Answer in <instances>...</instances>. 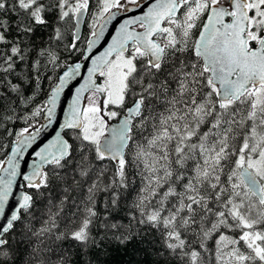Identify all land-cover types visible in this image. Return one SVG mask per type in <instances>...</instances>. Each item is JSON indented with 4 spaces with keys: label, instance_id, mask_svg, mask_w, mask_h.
Wrapping results in <instances>:
<instances>
[{
    "label": "snow or ice",
    "instance_id": "6c2138e0",
    "mask_svg": "<svg viewBox=\"0 0 264 264\" xmlns=\"http://www.w3.org/2000/svg\"><path fill=\"white\" fill-rule=\"evenodd\" d=\"M3 148L0 264H100L133 241L152 264H264V0H0Z\"/></svg>",
    "mask_w": 264,
    "mask_h": 264
},
{
    "label": "trees",
    "instance_id": "16d2710c",
    "mask_svg": "<svg viewBox=\"0 0 264 264\" xmlns=\"http://www.w3.org/2000/svg\"><path fill=\"white\" fill-rule=\"evenodd\" d=\"M92 22H93L92 16L87 15L85 26L83 29V33L81 35L82 40H84L88 37L89 31H90L89 25H91ZM70 27L71 26H69V28ZM81 47H83L82 44H81ZM61 48H63V44L61 45ZM61 59L67 60L68 63L76 62L78 59V53H73L71 56H69L67 53H64L63 56L61 57ZM48 74L53 75V77L55 76V73L52 72L51 70L49 71ZM42 87L44 89V92L46 93L50 87L49 81L45 79L42 82ZM30 91H31V89H29V92ZM42 99H44L43 95H41L38 98L37 103H39V101ZM37 120L42 121L43 117H37ZM23 126H25V125L23 124L22 121L15 122L14 124H13V122H9L7 125V127L10 129L15 127L16 130H19ZM34 126H38V125L34 124ZM9 139H14V137H11V138L5 137L3 142L6 144V143H8ZM8 150L9 149H7V148L0 149V160H4L5 153H7ZM61 187H62V185H61ZM52 195L59 198V196L61 195L60 189L57 188L52 193ZM98 199L100 201L99 207L102 210L103 209L104 194L100 193L98 195ZM36 207L42 209L43 204L37 203ZM101 214L103 215V211H101ZM120 216H123V212L119 213V216H117L116 218L118 219ZM153 236H155V233H153ZM149 239H152V237H149ZM156 242L159 243L158 239ZM106 247L108 248V251H106V252L102 251L101 255L99 257H97L95 255V252L93 253V259L94 260L99 259L100 264H126V262H128V264H152V257L148 253L151 252L153 245L148 244L147 241H145L144 243H137L136 241H133L131 244H129L127 246L126 249L116 246L115 243H113L112 245H106ZM144 249H147L148 253H146L144 251ZM105 257H107V259H105Z\"/></svg>",
    "mask_w": 264,
    "mask_h": 264
},
{
    "label": "water",
    "instance_id": "95a60500",
    "mask_svg": "<svg viewBox=\"0 0 264 264\" xmlns=\"http://www.w3.org/2000/svg\"><path fill=\"white\" fill-rule=\"evenodd\" d=\"M145 2L147 3V0H145ZM86 17H87V14L85 15L84 19L82 20V22L80 24L79 32L81 35L83 33V29L85 26ZM122 17H123V14H122L119 22H115L117 27H119V23L122 22ZM115 32H116V29L113 28L111 24H109L105 30L104 39H102V41H101V44H103V47H107V44L111 42L112 35H115ZM109 33H111V35H109ZM97 47L99 48L100 51H103V48H101L99 45ZM80 83H83V80L80 77H77L76 80L72 81L70 84L71 91H69V89L66 88L65 92L61 94L60 99H61V103L63 105V111L61 110V104H58V106H57V118L61 122L66 118L67 108L71 103V98L75 92V89L77 87H79ZM57 131H60V129H59V125L56 123H53L52 126L45 128L44 132L41 133V135L38 137L37 143L33 145V148L38 150L39 146H43V144H46L49 140L53 139L55 137ZM33 148H29L28 151L25 153V159L28 160L29 165L31 163V160L34 159V157L32 155H30V153L33 151ZM9 151L10 150H8V152ZM4 160H5V163L0 166V169L8 167L6 158H4ZM21 167L23 168V170L25 172L31 171L30 167L28 165H25L23 161H21ZM6 176H7V173L0 170V177H6ZM24 184H25V182L23 181V178L21 175H17L14 178L13 192L15 195L13 198H10V200H12V202H14L15 199H18L21 192L24 191V187H23Z\"/></svg>",
    "mask_w": 264,
    "mask_h": 264
},
{
    "label": "flooded vegetation",
    "instance_id": "af4514ba",
    "mask_svg": "<svg viewBox=\"0 0 264 264\" xmlns=\"http://www.w3.org/2000/svg\"><path fill=\"white\" fill-rule=\"evenodd\" d=\"M86 22V21H85Z\"/></svg>",
    "mask_w": 264,
    "mask_h": 264
}]
</instances>
